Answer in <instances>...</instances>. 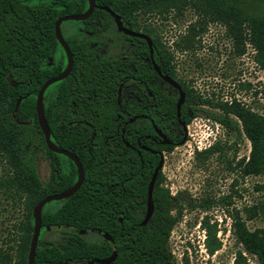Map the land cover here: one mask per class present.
Masks as SVG:
<instances>
[{
  "label": "trees",
  "instance_id": "16d2710c",
  "mask_svg": "<svg viewBox=\"0 0 264 264\" xmlns=\"http://www.w3.org/2000/svg\"><path fill=\"white\" fill-rule=\"evenodd\" d=\"M97 5H107L120 15L123 24L133 30H139L138 13L162 14L170 11L181 14L187 7L198 13L195 23L191 24L179 44L180 47H193L195 37L208 21H220L227 33L235 39L236 50L248 41L254 48V60L264 71V0H95ZM88 0H0V264H26L30 238L33 229L32 209L35 203L49 193L59 192L54 182L53 168L56 152L50 150L44 140L36 115V93L48 77L58 74L66 65L65 52L58 42L54 22L57 17L84 11ZM67 21H79L66 31ZM115 26L111 14L95 7L92 14L83 20H64L61 23L63 36L72 55L73 66L70 74L51 83L44 92V112L50 128V137L56 139L58 123L56 120L58 103H67L72 91L71 76L74 74L95 77L97 90L107 92V105L98 112L104 118L94 122V130L114 134L115 116L119 106L115 98L118 76L115 66L108 63L101 66L92 62V57L84 55L92 48L85 47L90 41L77 39L79 35L106 34ZM142 30L148 34L151 28ZM119 32V31H118ZM124 34L123 32H119ZM142 42V41H141ZM167 47L156 35L155 58L162 71L167 65ZM143 49L140 47V52ZM143 70H141V76ZM159 79V77H158ZM22 96L17 105V98ZM223 112L208 114L221 125L243 131L250 141V153L241 157L245 173L264 171V114L237 101L221 103ZM103 112V114H102ZM158 113L163 120L156 119L158 128L168 131L175 122L173 98L158 101ZM233 113L236 118L230 116ZM190 118L186 120V123ZM140 142L143 137L154 133L152 124L139 122ZM63 132L60 144L74 150L84 168V179L79 188L68 198L53 207L46 203L42 208V224L47 226H72L78 230L90 228L107 233L111 241L102 238V242L88 241L81 233L70 229H61V240L53 242L39 236L34 263H59L77 261L92 256H104L116 251V257L109 264H174L173 255L167 242L174 224L181 212L173 213L179 196L172 194L164 186L161 169L156 177L152 192L153 212L145 224H140L144 216L147 184L152 173V166L145 174L141 172V161L152 162V154L141 150L140 161L134 152L124 151L126 145L108 144L102 152H89L82 144L83 138L71 142V128L67 122L60 128ZM128 129H125L127 131ZM132 131V130H131ZM181 134L179 136L182 137ZM119 139V137H116ZM129 140L128 137H125ZM120 140V139H119ZM135 140H133V143ZM172 147L168 146V148ZM220 140L216 139L208 146L196 150L198 155H208L220 149ZM159 148V147H158ZM49 160L51 176L43 180L38 171L39 158ZM135 156V158H134ZM157 156L155 162L157 161ZM73 166V179L76 176ZM154 164V163H153ZM123 177L125 183V210L122 221L119 220V194L117 181ZM112 182L115 186L111 189ZM130 193H136V202ZM17 210L20 217L4 214L7 205ZM13 210V211H14ZM132 215H128V212ZM247 218L260 215L264 217V205L251 204L244 208ZM9 215V216H8ZM11 216V217H10ZM232 230L239 247L235 250L232 264H249L247 254L255 255L259 264H264V228L250 229L237 209L232 214ZM11 219V220H10ZM11 221L7 222L6 221ZM205 229L204 246L212 254L221 247L217 236V220L210 221L207 214L202 217ZM3 230L6 233L1 236ZM184 264H188L184 258Z\"/></svg>",
  "mask_w": 264,
  "mask_h": 264
},
{
  "label": "rangeland",
  "instance_id": "374dc122",
  "mask_svg": "<svg viewBox=\"0 0 264 264\" xmlns=\"http://www.w3.org/2000/svg\"><path fill=\"white\" fill-rule=\"evenodd\" d=\"M138 14L139 29L148 26L165 46L173 45L176 74L180 79L192 80L196 96L201 99L198 102L202 103L188 122L185 140L179 142L182 136L174 146L163 151V184L172 194L179 196L173 213L181 209L167 242L174 264H184V258L188 264H232L235 250L239 247L232 230V214L238 209L250 229L264 228V217L256 215L247 218L244 211L251 204L264 205V171L257 174L243 172L242 164L238 161L243 156L248 157L251 148L249 139L243 131L239 133L221 125L207 112L220 114L223 112L221 103L235 100L264 114V71L254 60L253 46L245 41L241 44L243 50L238 53L235 39L220 21H208L195 37L193 47L178 46L188 34L189 26L198 18V13L190 7L181 14L174 11L165 15ZM65 24L69 32L72 26H78L80 22L67 21ZM119 34L111 23L104 35ZM230 116L237 119L233 113ZM216 139L220 140V149L208 155L196 154V150ZM2 166L0 160V171ZM49 169V162L39 158L38 171L43 180ZM48 202V208L58 204L53 200ZM13 210L8 204L2 212L10 213L12 220L14 216L20 217L21 213ZM205 214L210 221L217 220V236L222 242L221 247L212 254L204 246L205 229L201 221ZM61 229L77 231L88 241L101 240V236L90 230L80 231L67 225L49 226L43 229L41 238L58 242L61 240ZM5 233L3 230L1 236ZM247 256L249 264H259L255 255Z\"/></svg>",
  "mask_w": 264,
  "mask_h": 264
},
{
  "label": "flooded vegetation",
  "instance_id": "af4514ba",
  "mask_svg": "<svg viewBox=\"0 0 264 264\" xmlns=\"http://www.w3.org/2000/svg\"><path fill=\"white\" fill-rule=\"evenodd\" d=\"M124 25L127 26V24ZM138 31L144 32L142 28ZM151 33L152 34H146H148L152 40L153 58L156 62V35L152 30ZM77 39L90 41L85 44V47L92 48L93 50L85 51L82 54L91 56L93 59L92 62L99 63L101 64V66H106L109 62H111V64L115 66V71L118 76V85L115 91V98L119 106V113L115 116V127L116 131L117 129H120V132H117L116 135H114L111 133L109 134L108 132L97 133L94 130V122L105 117L104 115L99 114L98 108H101V111L105 109L107 105V92L103 89V84L100 91H97L93 87V84H95L96 86L98 85V80L95 77H87L74 74L71 76L72 91L68 102L63 104L58 103L56 105V120L59 130L55 134L57 140L54 143L59 147H63L60 144L61 135L63 134L60 128L63 127V124L65 122H67V125L71 128V131L69 132V135L72 137L71 142L75 143L78 138H83V140H81L83 141L82 144L86 146V149L89 152H102L103 150L107 149L108 144L121 145V143H123L127 147L126 149H124V151H127L129 153L134 152V154L136 155V159H139V161L141 160V150L152 154V162L141 161V172L145 174L150 166H152V169H154L160 158V155L163 156V151L167 149L168 146H174L178 142L179 136L181 134L184 135L183 125L185 126L186 135L189 122L188 121L186 123V120L188 118L191 119V117L195 115L196 111H198V105H202V103L198 102L201 99L197 98L196 96V91L191 83L192 80H190V78L180 79L176 74L173 45H167L166 70H160L162 74H166L174 78L179 83L181 89L184 92V101L181 103L180 114L178 116L176 114V102L180 95V90L178 87L164 80L162 76L157 73L156 69L153 66V62L150 56V47L146 39L126 33H120L119 35H79L77 36ZM140 47L143 49L142 52H140ZM141 70H143L142 76ZM164 97L174 99L175 109V122L173 125L167 128V132L155 125L156 119L160 118L159 120H163V115H160L161 113H158V101H161V99H163ZM139 122L150 123L152 124V127L154 129V133L147 134L145 135V137H143L144 143L140 142L139 129L136 125ZM125 129L128 130L125 131ZM160 133H163L165 137H162ZM116 137H119L120 140ZM125 137H128L129 140H126ZM133 140H135L134 143ZM71 151L76 154L74 150ZM56 153L57 154L54 158L53 168L54 182L58 187H62L65 185L64 188L59 190L60 192L74 183L77 178V168L71 158L63 153ZM156 156L158 158L155 162ZM41 158L42 160L49 162L46 157L42 156ZM71 161L75 165V179H73V166L71 164ZM49 166V172L46 179L44 180L49 179L52 175V168L50 163ZM116 185L118 186L119 190V217L123 218L125 210V183L123 177H121L120 180L117 181ZM114 186L115 184L114 182H112L111 189H113ZM130 195L131 200L135 203L137 200V194L130 193ZM69 196L56 200H58L60 204L62 200L68 198ZM145 210L146 204L144 214ZM128 215H132L130 211L128 212ZM120 221H122V219ZM48 227L49 226H47L46 228ZM43 229H45V227L42 224L39 236L42 235ZM87 230H90L91 232H94L97 235L101 236V242L102 238H105L109 241L112 240L111 237L107 238L104 235V232L98 229L90 228ZM110 254L104 256L95 255L86 259L68 262H72L74 264H98L96 258L101 259Z\"/></svg>",
  "mask_w": 264,
  "mask_h": 264
},
{
  "label": "water",
  "instance_id": "95a60500",
  "mask_svg": "<svg viewBox=\"0 0 264 264\" xmlns=\"http://www.w3.org/2000/svg\"><path fill=\"white\" fill-rule=\"evenodd\" d=\"M95 7H99L101 9L108 11L111 14V16L113 17L114 22L116 24V27L119 31H122L126 34H129V35L139 36V37H142V38L147 40V43L150 47V56H151V59L153 62V66L156 69L157 73L160 74V76H162V78L164 80H166L169 83L173 84L174 86L178 87L180 90V95H179L178 100L176 102V114L178 116L180 114L181 103L184 101V92L181 89L179 83L174 78L170 77L169 75L162 74L159 65L155 62V60L153 58L152 40H151L150 36L144 32H141L138 30H133V29L125 26L123 24V21H122L120 15L117 14L115 11H113L107 5H97L95 0H88V6L84 11L78 12V13L64 14V15H61V16L56 18V20L54 22L55 36H56L58 42L60 43V45L62 46V48L65 52L66 65L58 74H55L53 76L48 77L40 85V87L36 93V101H35L36 115H37V120H38L39 126L43 132L44 140H45L47 147L52 151L65 154L66 156H68L69 158H71L74 161L76 168H77V178L74 181V183L72 185H70L69 187H67L66 189H64L60 192L46 194L41 199H39L35 203V205L33 206V209H32L33 229H32V234H31V238H30L26 264H33L34 263L36 246L38 244L40 229L42 226L41 214H42L43 206L48 201L56 200V199H60V198L72 195L79 188V186L81 185V183L84 179V175H85L84 168H83L81 161L79 160L78 156L71 150H68V149L63 148V147H59L58 145H56L51 140L50 128H49L48 121H47V118H46L45 112H44L43 97H44V92H45L46 88L51 83L56 82L60 79H63L64 77H66L70 73L72 66H73L72 51H71L68 43L66 42V40L63 36L62 30H61V23L64 20H83L92 14ZM21 99H22V96H19L17 98V103H16L17 105L19 104ZM183 129H184V135L180 139V141H179L180 143H182L186 138L184 125H183ZM158 132H160V131H158ZM160 134L162 137H165V135L163 133H160ZM162 164H163V156L160 155V158H159L157 164L155 165V167L151 173L150 179L148 181V184H147L146 210H145V214H144L143 218L140 220V224H145L153 212L154 203H153V199H152V192H153L156 177H157L160 169L162 168ZM119 219L121 220L122 218L119 217ZM104 235L107 238L110 237L107 233H104ZM115 257H116V251L113 250L110 255H108L104 258H101V259L96 258V260L98 261V264H109L111 261H113V259Z\"/></svg>",
  "mask_w": 264,
  "mask_h": 264
},
{
  "label": "built area",
  "instance_id": "2783aa9c",
  "mask_svg": "<svg viewBox=\"0 0 264 264\" xmlns=\"http://www.w3.org/2000/svg\"><path fill=\"white\" fill-rule=\"evenodd\" d=\"M209 145V144H208Z\"/></svg>",
  "mask_w": 264,
  "mask_h": 264
}]
</instances>
